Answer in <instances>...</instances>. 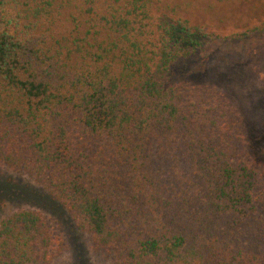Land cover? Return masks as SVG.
I'll list each match as a JSON object with an SVG mask.
<instances>
[{
    "label": "trees",
    "instance_id": "1",
    "mask_svg": "<svg viewBox=\"0 0 264 264\" xmlns=\"http://www.w3.org/2000/svg\"><path fill=\"white\" fill-rule=\"evenodd\" d=\"M215 1L202 8L218 14ZM194 10L0 0V169L27 181L7 191L39 190L60 211L54 229L31 208L1 218L0 264H52L64 225L106 264H264V143L252 153L246 139L264 135V114L216 76L264 67L237 68L229 50L212 64L199 47L249 33L264 47V20L231 33Z\"/></svg>",
    "mask_w": 264,
    "mask_h": 264
},
{
    "label": "rangeland",
    "instance_id": "2",
    "mask_svg": "<svg viewBox=\"0 0 264 264\" xmlns=\"http://www.w3.org/2000/svg\"><path fill=\"white\" fill-rule=\"evenodd\" d=\"M183 1L191 3L195 7L194 15L196 18L203 19L205 23H208L215 29H225L226 32L231 31V33H235L237 30L241 31L240 26L246 25V21L256 22L258 20H264V0H216L215 4L219 8V13L216 15H212L202 8L207 5V0ZM197 7H201V9L197 10ZM259 32L264 33V27L260 29ZM250 34L251 33L248 35L250 36ZM249 36L243 41L239 39L235 41L220 40L212 36H203L200 40L199 47H203V51H205L208 56L207 62H212V64L222 62V59L219 57L220 51L229 50L238 55V60L231 63L237 68H246L248 64L257 63H262L264 67V47H252ZM261 42H264V40ZM261 46H264V43L261 44ZM257 48L263 50L261 59L254 56ZM244 53L248 54L249 57L246 58ZM261 73L263 74L264 70H262ZM216 76L218 78L224 76L223 79L228 81L232 88H236L237 94L248 100V108L250 111H260L264 114V77L261 78V76H257L256 73L244 72L240 68L235 71H228L224 66L216 68ZM246 139L247 146L252 153H254L253 147H259L264 143V135H262V137L258 136V139L254 140L250 132H247ZM11 180L21 182L20 185H24L26 184L25 182H27L21 175L10 173L5 169H0V182H2L0 185H2L3 188L6 186L5 190L1 189L0 191V219L18 208H31L38 210L47 219L49 226L54 229L53 215L56 210L54 209V203L48 200L45 201L43 198L39 197L41 195L39 190L38 192L30 188L19 186L16 189L17 191L14 192L16 194L11 191V188L10 191H7ZM56 211L58 213L60 212L58 208ZM64 226L70 235V240L68 241L69 249H65L53 260L52 264H106L104 259L89 253L82 241L74 236L69 226Z\"/></svg>",
    "mask_w": 264,
    "mask_h": 264
}]
</instances>
